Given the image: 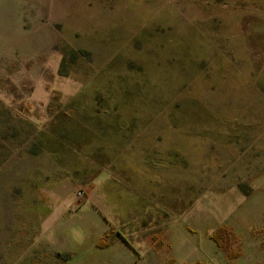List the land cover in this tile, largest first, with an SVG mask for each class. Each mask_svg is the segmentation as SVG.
<instances>
[{"label":"rangeland","instance_id":"obj_1","mask_svg":"<svg viewBox=\"0 0 264 264\" xmlns=\"http://www.w3.org/2000/svg\"><path fill=\"white\" fill-rule=\"evenodd\" d=\"M88 255L264 264V5L0 0V264Z\"/></svg>","mask_w":264,"mask_h":264},{"label":"trees","instance_id":"obj_2","mask_svg":"<svg viewBox=\"0 0 264 264\" xmlns=\"http://www.w3.org/2000/svg\"><path fill=\"white\" fill-rule=\"evenodd\" d=\"M223 230H225V227H219L215 232H213V234L211 235V237L216 241V243L218 244L219 247H223V243H222V237H223ZM96 245L98 247H105L108 245V242L106 241V237H99L96 240ZM63 260L68 262V260H70L74 253L73 252H66L63 253ZM32 264H44L42 262H40L39 260H34L32 262Z\"/></svg>","mask_w":264,"mask_h":264},{"label":"crops","instance_id":"obj_3","mask_svg":"<svg viewBox=\"0 0 264 264\" xmlns=\"http://www.w3.org/2000/svg\"><path fill=\"white\" fill-rule=\"evenodd\" d=\"M244 2H252V3H256V4H262L264 5V0H243ZM152 240V238H151ZM74 253V252H73ZM154 257V256H152ZM96 256H89L88 255V261H86V264H108L110 263V261L108 262V260H103V261H99V260H95ZM149 257H145L143 259H139L138 260V264H153L151 259L148 260ZM154 264H156V262H154Z\"/></svg>","mask_w":264,"mask_h":264},{"label":"built area","instance_id":"obj_4","mask_svg":"<svg viewBox=\"0 0 264 264\" xmlns=\"http://www.w3.org/2000/svg\"><path fill=\"white\" fill-rule=\"evenodd\" d=\"M87 186V185H86ZM77 194L79 196H84V199H90V196L87 191H85V186L80 187V189L77 191Z\"/></svg>","mask_w":264,"mask_h":264}]
</instances>
